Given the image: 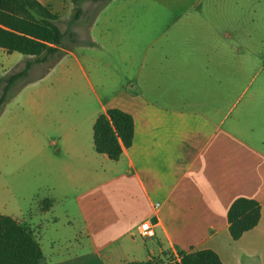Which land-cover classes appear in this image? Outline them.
Instances as JSON below:
<instances>
[{"label": "crops", "instance_id": "0c3cea01", "mask_svg": "<svg viewBox=\"0 0 264 264\" xmlns=\"http://www.w3.org/2000/svg\"><path fill=\"white\" fill-rule=\"evenodd\" d=\"M39 1L51 6L57 0ZM171 42L167 34L91 35L85 47L105 50L107 59L83 54L92 64L88 89L71 74L75 68H65L57 85L27 100L28 119L38 127L31 170L36 194L43 192L40 217L61 224L64 215L74 222L62 235L45 239L41 223L26 224L11 215L38 240V264H131L157 260L164 251L177 258L198 249L215 251L222 264H264V85L258 84L229 117L228 74L230 84L237 85L243 67L228 66L227 52L184 55ZM67 55L86 76L69 48L60 61ZM187 57L206 59V65L178 66ZM183 74L190 82L187 96L180 98ZM110 108L133 119L132 142L122 146L117 160L93 145L95 119ZM239 197L257 201L260 217L234 240L226 215ZM144 221L152 225L153 236L139 233Z\"/></svg>", "mask_w": 264, "mask_h": 264}, {"label": "rangeland", "instance_id": "374dc122", "mask_svg": "<svg viewBox=\"0 0 264 264\" xmlns=\"http://www.w3.org/2000/svg\"><path fill=\"white\" fill-rule=\"evenodd\" d=\"M77 5L82 9V13L75 20L72 18L75 5L71 0H57L50 7L58 13L59 28L65 33L74 32L76 41L72 42L70 37L66 36L63 44L76 54L86 76L82 77L76 70V64L74 65V59L70 55L61 61L59 57L57 60L49 58L44 62L33 63L27 76L13 83L6 101L0 108V215H14L21 222V218H24L26 224H29L31 219L38 221L41 223L40 234L43 238L46 237L45 239L62 235L64 229L74 222H67L64 215L61 216V224H54L53 219L49 217H40L43 215H40V207L44 205L41 201L43 192L36 194L37 191L33 187L36 175L31 170V164L38 156L33 143L35 134L38 135V127L34 118L28 119L32 114L28 109L27 100L42 93L45 87L57 85L60 77L64 76L65 68H75L71 74L78 83L88 89L86 77L92 76V64L89 59L82 57L83 54L103 62L107 59L105 50L85 47L89 45L87 41L91 35L99 37L108 33H145L153 36L167 34L172 36L171 44L180 54L188 55L201 50L212 53L227 52V65H241L244 69L237 85L230 84L228 74L229 117L237 113L246 97H249L258 84L264 85V0H78ZM99 10L94 29L88 30ZM139 19L146 22L139 24L136 22ZM33 59L34 56L16 51L7 53L0 48V78L20 70L26 61ZM215 60L217 58H212L210 64ZM205 62L206 59L204 61L202 58L187 57L180 59L178 66H201L206 65ZM163 64L165 65V62ZM40 76H43V79L30 84L33 78ZM189 82L188 75H180V98L187 96L186 87ZM95 87L96 93L104 100L102 91ZM1 88L0 82V92ZM39 136L40 138H37L42 140L41 131ZM43 244L46 250V242L43 241Z\"/></svg>", "mask_w": 264, "mask_h": 264}, {"label": "trees", "instance_id": "16d2710c", "mask_svg": "<svg viewBox=\"0 0 264 264\" xmlns=\"http://www.w3.org/2000/svg\"><path fill=\"white\" fill-rule=\"evenodd\" d=\"M97 1V0H93ZM72 18L77 19L82 9L78 0ZM58 13L39 0H0V48L7 53L19 52L34 56L23 68L0 78V108L7 99L15 81L27 76L33 63L57 60L67 49L63 44L66 36L75 42L74 32H63L57 21ZM133 119L130 114L110 108L100 113L93 124V145L96 152L106 153L117 160L122 146L128 147L133 137ZM228 230L232 239H238L245 231L257 225L260 205L257 201L239 197L227 210ZM42 251L33 232L9 215H0V264H38ZM178 258V260H177ZM161 253L159 259L131 264H222L217 253L211 249H198L179 253Z\"/></svg>", "mask_w": 264, "mask_h": 264}, {"label": "built area", "instance_id": "2783aa9c", "mask_svg": "<svg viewBox=\"0 0 264 264\" xmlns=\"http://www.w3.org/2000/svg\"><path fill=\"white\" fill-rule=\"evenodd\" d=\"M139 233L142 236L150 237L154 235V229L148 221H144L139 225Z\"/></svg>", "mask_w": 264, "mask_h": 264}]
</instances>
